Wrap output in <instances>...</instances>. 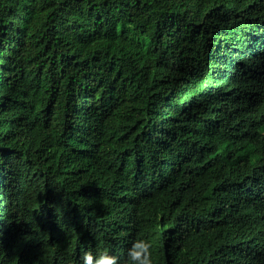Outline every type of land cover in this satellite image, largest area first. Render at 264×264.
<instances>
[{
	"label": "trees",
	"instance_id": "obj_1",
	"mask_svg": "<svg viewBox=\"0 0 264 264\" xmlns=\"http://www.w3.org/2000/svg\"><path fill=\"white\" fill-rule=\"evenodd\" d=\"M0 264H264V0H0Z\"/></svg>",
	"mask_w": 264,
	"mask_h": 264
},
{
	"label": "bare ground",
	"instance_id": "obj_2",
	"mask_svg": "<svg viewBox=\"0 0 264 264\" xmlns=\"http://www.w3.org/2000/svg\"><path fill=\"white\" fill-rule=\"evenodd\" d=\"M54 81H56V80H54ZM57 83H58V82H57ZM46 84H47V83H46ZM46 84H45V85H46ZM58 84H59V83H58ZM58 84H57V85H58ZM51 86H53V85H51ZM202 90H203V89H202ZM199 94H200V93H199ZM201 95H202V93H201ZM192 97H193V96H192ZM201 99H202V98H201ZM187 100H188V99H187ZM189 100H190V99H189ZM194 100H195V99H194ZM199 100H200V99H199ZM190 101H191V100H190ZM194 102H195V101H194ZM198 102H199V101H198ZM200 102L202 103V100H201ZM60 103H61V102H60ZM187 103H188V102H187ZM185 105H186V104H185ZM187 105H188V104H187ZM51 106H52V103H51ZM188 108H189V107H188ZM191 108H192V106H191ZM194 109H196V107H195ZM187 110H188V109H187ZM194 111H195V110H194ZM194 111L192 110V112H194ZM186 112H187V111H186ZM131 144H132V143H131ZM136 145H137V144H136ZM172 145H173V144H172ZM172 145H171V146H172ZM106 146H107V145H106ZM131 146H132V145H131ZM134 146H135V145H134ZM134 146H133V147H134ZM103 147H104V146H103ZM115 147H116V146H115ZM100 148H101V147H100ZM105 148H106V147H105ZM105 148H104V149H105ZM109 148H110V147H109ZM121 148H123V147H121ZM136 148H137V147H136ZM138 148H140V146H139ZM115 149H116V148H115ZM125 149H126V148H125ZM171 149H172V148H171ZM171 149H170V150H171ZM101 150H102V149H101ZM108 150H109V149H108ZM116 150H117V149H116ZM121 150H122V149H121ZM133 150H134V149H133ZM139 150H140V149H139ZM102 151H103V150H102ZM118 151H119V149H118ZM122 152H123V150H122ZM124 152H125V151H124ZM131 152H132V151H131ZM134 152H135V151H134ZM107 153H109V152L107 151ZM110 153H111V152H110ZM122 154H123V153H122ZM118 155H120V153H118ZM118 157H119V156H118ZM133 157H134V156H133ZM136 157H137V155H136ZM133 159H134V158H133ZM134 164H135V163H134ZM125 171H126V170H125ZM50 252H51V250H50ZM163 253H164V252H163ZM43 255H46V254H43ZM167 256H168V255H167ZM170 257H171V255H170ZM49 258H50V257H49ZM48 260H49V259H48Z\"/></svg>",
	"mask_w": 264,
	"mask_h": 264
}]
</instances>
